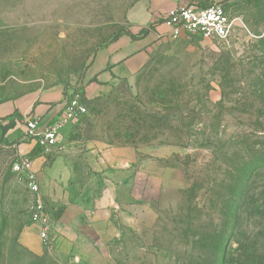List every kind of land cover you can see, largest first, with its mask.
Masks as SVG:
<instances>
[{"label": "rangeland", "instance_id": "rangeland-1", "mask_svg": "<svg viewBox=\"0 0 264 264\" xmlns=\"http://www.w3.org/2000/svg\"><path fill=\"white\" fill-rule=\"evenodd\" d=\"M139 1L0 0V101L39 78L82 85ZM222 2L227 40L158 36L132 85L87 102L81 137L123 149L133 179L119 200L114 182L82 181L98 213L93 229L71 231L82 240L70 252L53 229L65 211L43 197L40 238L0 132V264H264V0Z\"/></svg>", "mask_w": 264, "mask_h": 264}, {"label": "crops", "instance_id": "crops-1", "mask_svg": "<svg viewBox=\"0 0 264 264\" xmlns=\"http://www.w3.org/2000/svg\"><path fill=\"white\" fill-rule=\"evenodd\" d=\"M178 3V0H140L128 9L126 33L135 39L122 33L94 52L82 85L76 86L81 88L83 100L92 102L122 82L132 85L134 73L148 63L152 44L166 31L161 24L162 16ZM151 25L152 30L145 36L139 35ZM21 86L25 88L0 101V129L4 130L5 138L14 142L17 156L30 160L47 205L63 207L65 213L53 229L65 231V237L59 241L65 251L70 252L82 240L79 237L74 242L71 231L91 229L98 213L91 210L93 185L82 184V181L114 182L111 197L119 200L121 192L126 188L130 191L132 187V159L126 158L123 149L115 150L98 141L84 140L83 129H80L83 118L61 130L58 148L43 150L26 136V122L39 119V129L54 122L61 115L64 100L76 87H65L63 83L48 85L41 78L23 82ZM97 188L100 191L101 188ZM125 198L132 203L130 193Z\"/></svg>", "mask_w": 264, "mask_h": 264}, {"label": "built area", "instance_id": "built-area-1", "mask_svg": "<svg viewBox=\"0 0 264 264\" xmlns=\"http://www.w3.org/2000/svg\"><path fill=\"white\" fill-rule=\"evenodd\" d=\"M179 3L161 18L166 31L159 36L166 39L194 37L207 41L227 40L234 28V20L230 19L222 0H178ZM87 114L82 103V90L76 87L62 104L61 115L52 123L39 129V119L26 122V136L37 142L45 151L58 148L61 130L68 124L77 123ZM13 173L23 181L34 196V221L40 227V238L46 240L51 225L43 212V201L40 194L36 174L31 162L19 157L12 166Z\"/></svg>", "mask_w": 264, "mask_h": 264}, {"label": "trees", "instance_id": "trees-1", "mask_svg": "<svg viewBox=\"0 0 264 264\" xmlns=\"http://www.w3.org/2000/svg\"><path fill=\"white\" fill-rule=\"evenodd\" d=\"M162 22V21H161ZM159 23H160V21H159ZM151 28H152V25H151ZM149 31L148 30H142V31H140L139 32V35H142V36H145L147 33H148ZM125 34H128V33H125ZM129 35V34H128ZM130 36V38L131 39H135V37L134 36H132V35H129ZM117 38V37H116ZM116 38H114V39H116ZM83 95V94H82ZM82 103L85 105V107H86V109H88L87 108V102L85 101V100H83V96H82ZM1 130V133L2 134H4V130L3 129H0Z\"/></svg>", "mask_w": 264, "mask_h": 264}]
</instances>
